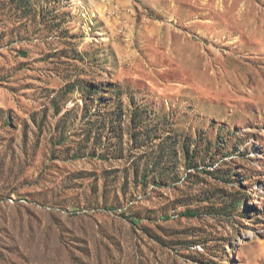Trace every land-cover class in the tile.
Segmentation results:
<instances>
[{"label":"rangeland","instance_id":"rangeland-1","mask_svg":"<svg viewBox=\"0 0 264 264\" xmlns=\"http://www.w3.org/2000/svg\"><path fill=\"white\" fill-rule=\"evenodd\" d=\"M0 264H264V0H0Z\"/></svg>","mask_w":264,"mask_h":264}]
</instances>
